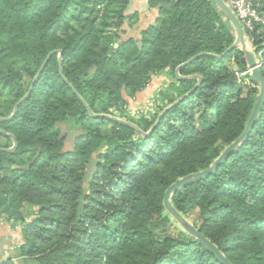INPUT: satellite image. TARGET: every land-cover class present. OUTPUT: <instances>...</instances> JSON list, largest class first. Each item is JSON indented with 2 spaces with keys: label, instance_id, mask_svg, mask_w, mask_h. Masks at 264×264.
I'll use <instances>...</instances> for the list:
<instances>
[{
  "label": "trees",
  "instance_id": "16d2710c",
  "mask_svg": "<svg viewBox=\"0 0 264 264\" xmlns=\"http://www.w3.org/2000/svg\"><path fill=\"white\" fill-rule=\"evenodd\" d=\"M253 1L264 11V0ZM130 3L0 0V120L13 115L48 56L63 52V75L57 53L16 115L0 121V149L17 146L0 151V219L23 236L17 262L0 264H221L164 198L240 138L260 86L243 75L242 50L228 52L236 34L211 0H148L156 21L139 40H124L140 18L127 13ZM254 46L264 62V36ZM199 55L180 70L202 80L191 93L199 80L176 70ZM162 75L172 82L157 108L123 117ZM84 102L96 116L135 127L93 117ZM62 125L80 132L70 151ZM171 202L231 264H264V106L247 143Z\"/></svg>",
  "mask_w": 264,
  "mask_h": 264
},
{
  "label": "water",
  "instance_id": "95a60500",
  "mask_svg": "<svg viewBox=\"0 0 264 264\" xmlns=\"http://www.w3.org/2000/svg\"><path fill=\"white\" fill-rule=\"evenodd\" d=\"M211 1L223 12V14L228 18V20L230 21V23L232 24V26L234 28V31L236 34V41L234 42L232 47L228 50V52L233 51L235 48H240L242 50V52L244 53V56H245V61H246L247 66H248V71L250 72L251 79L260 86V91H259L257 102H256L254 109L251 113V116L247 122L245 130H244L243 134L240 136V138L237 139L230 146H228L222 152V154L214 161L213 165L209 169L195 173V174L188 175V176L176 181L173 185H171L170 188L167 190L165 198H164V207L167 210V212L171 216H173V218L177 221V223L183 228V230L186 233L190 234L193 238H195L199 242H201L212 254H214L216 256V258L221 262V264H231L227 260V258L223 255V253L211 241H209L207 238H205L194 227V225L189 220H187L180 212H178L176 210V208L173 206V204L171 202V199L176 192H178V191L182 190L183 188H186V187H188V186H190L196 182H199L201 180L209 178L212 175H215L217 173L218 169L220 168V166H222L225 162H227V160L232 155H234L241 147H243L247 143V141L249 140V138L251 136L253 128L259 119V116L261 114L263 106H264V77H263L262 69H261V66L259 65V63L257 62L255 53L253 52L251 46L248 43L246 33H245L240 21L238 20V18L234 14V12L231 10V8H229L223 0H211ZM138 46L140 49H142L143 43L139 42ZM57 53L59 54L60 74L63 75V70H62L63 52L62 51H55V52L51 53L48 56V58L45 60L44 64L42 65L40 71L38 72V74L34 80L33 85L31 86V88L28 92V94L16 105L13 115L8 119H3L4 121L5 120H11L16 115V112H17L19 106L31 95L34 84L37 81V79L39 78V76L41 75L42 71L44 70V68L46 67V65L50 61V59ZM226 55L227 54H225L223 56H218V58L224 59L226 57ZM201 56L202 55H199V56L192 58L191 60H189L188 62H186L182 66L178 67V69L176 70V74H177V77L179 79H184V80L185 79L186 80L198 79L199 80V84L196 86V88L191 93L196 91V89L201 85L202 80L199 76H192V77H186V78L181 77L180 76V70L183 67L191 64L193 61H195L196 59H198ZM234 71H236V72L238 71L237 66H234ZM191 93L187 94L186 96H184L183 98H181L180 100H178L177 102H175L174 104H172L168 108H166L164 110V112L162 113V115L160 116L159 120L156 122L155 126L151 129L150 133L154 131V129L160 123L161 119L166 115V113L173 106L179 104L185 98L189 97L191 95ZM84 104L88 108V106L85 102H84ZM88 110L93 117H105L108 119L115 120L119 123L131 125V126L135 127V125H133L129 122H126L124 120H121V119H118V118H115L112 116H105V115L96 116L95 114H93L90 111L89 108H88ZM3 120H0V121H3ZM150 133L144 134V135L147 136ZM9 136L13 140V142L15 143L16 142L15 138L12 135H9ZM16 149H17V146L15 144L14 147L11 149H0V151L14 152ZM98 163H99V160H92L89 163V169L92 171H95Z\"/></svg>",
  "mask_w": 264,
  "mask_h": 264
},
{
  "label": "crops",
  "instance_id": "0c3cea01",
  "mask_svg": "<svg viewBox=\"0 0 264 264\" xmlns=\"http://www.w3.org/2000/svg\"><path fill=\"white\" fill-rule=\"evenodd\" d=\"M127 13L129 15L138 13L140 18L134 27L129 28L126 26L127 34L125 35V40L130 38L140 39L141 33L154 24L158 17V9H151L148 0H131ZM167 81L169 80L166 75L154 76L150 85L143 92L137 94V100L142 99L144 97V93L147 91V95L155 94L157 89L159 92V90H161L159 88H161V86L162 88L165 87V83ZM16 237L17 230H15L13 225L0 219V263L7 261L8 259H12L17 262V249L22 244L18 239H16Z\"/></svg>",
  "mask_w": 264,
  "mask_h": 264
},
{
  "label": "built area",
  "instance_id": "2783aa9c",
  "mask_svg": "<svg viewBox=\"0 0 264 264\" xmlns=\"http://www.w3.org/2000/svg\"><path fill=\"white\" fill-rule=\"evenodd\" d=\"M225 4L231 8L238 20L240 21L249 45L255 53L257 62L263 66L262 53H256L254 46L256 37L264 36V11L258 9L259 5H255L253 0H223ZM250 74L247 71L245 74Z\"/></svg>",
  "mask_w": 264,
  "mask_h": 264
},
{
  "label": "rangeland",
  "instance_id": "374dc122",
  "mask_svg": "<svg viewBox=\"0 0 264 264\" xmlns=\"http://www.w3.org/2000/svg\"><path fill=\"white\" fill-rule=\"evenodd\" d=\"M125 38L126 37L123 36L124 40H125ZM171 82H172V80L167 81L165 83V87L162 88V86H161V88H159L161 90H159V91H163V90L165 91L166 88H168V86H170ZM155 86H156V84H155ZM157 90H156V93L153 94V95H147L148 94V91H147L146 93H144V97L142 99L137 100L138 97L136 95V98H134L132 100H129V108H128V110H126L127 111L125 113L126 116H123V117L127 118V117H132V116H140L142 114L149 113L150 110L153 109V107L157 108L158 105H156L155 100L158 101V99H160V97L158 95L159 93H158ZM259 91H260V89H259ZM61 128H62L61 129L62 130V135L66 136V138H67L66 144L64 146V151H70L72 149V147H73L72 145L74 143L75 137L80 132L78 130H75V131L71 132L67 125H62ZM0 145L5 146L6 145V141L4 139H0ZM5 222H7V221H5ZM13 227L15 228V230H17L16 239H18L20 241V243L23 244V236H22L21 227L18 226V225H13Z\"/></svg>",
  "mask_w": 264,
  "mask_h": 264
},
{
  "label": "flooded vegetation",
  "instance_id": "af4514ba",
  "mask_svg": "<svg viewBox=\"0 0 264 264\" xmlns=\"http://www.w3.org/2000/svg\"><path fill=\"white\" fill-rule=\"evenodd\" d=\"M159 93V92H158Z\"/></svg>",
  "mask_w": 264,
  "mask_h": 264
}]
</instances>
